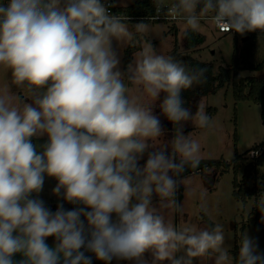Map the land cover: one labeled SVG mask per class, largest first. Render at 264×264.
<instances>
[{
	"label": "clouds",
	"instance_id": "obj_1",
	"mask_svg": "<svg viewBox=\"0 0 264 264\" xmlns=\"http://www.w3.org/2000/svg\"><path fill=\"white\" fill-rule=\"evenodd\" d=\"M109 7L103 0L0 4V66L32 101L0 94V264H93L88 253L105 264H193L205 256L214 264H264L246 232L234 259L223 225L177 228L167 219L183 214L181 185L193 195L184 173L201 164V145L184 124L212 127L204 107L193 112L182 97L207 82L208 70L158 54L146 40L122 72L113 41L135 47L150 25L140 21L130 30L128 17ZM155 12L182 19L186 37L209 13L221 31L264 33V0H175L166 7L156 0ZM129 85L153 103L130 95ZM158 100L173 125L171 152L155 143L167 131L154 112ZM45 135L38 150L32 138ZM46 176L57 181L53 194L76 207L46 206L39 198ZM199 197L207 215V192ZM252 201L264 222V192Z\"/></svg>",
	"mask_w": 264,
	"mask_h": 264
},
{
	"label": "rangeland",
	"instance_id": "obj_2",
	"mask_svg": "<svg viewBox=\"0 0 264 264\" xmlns=\"http://www.w3.org/2000/svg\"><path fill=\"white\" fill-rule=\"evenodd\" d=\"M173 0H159L162 5H169ZM118 12H122L123 7L133 4L136 0H113ZM209 13L208 16H211ZM140 22V20H130L129 28L134 30L132 25ZM150 25L148 33L144 34L140 41L131 52V63L134 59V52H138L144 41H151L156 52L165 56H169L171 49L178 43L179 49L193 57L213 63L214 73L219 74L221 66H229L235 53V43L240 51L244 45L246 34L240 35L234 32H220L212 24L210 18L201 20L199 31L206 35V40L199 45L198 49H189L185 46L184 32L187 27L185 22L180 19L175 23L178 27L177 35L175 31H170L173 21L158 20L149 21ZM113 48L120 58L119 68L122 72H126L127 65L125 63L126 51L129 45L113 41ZM264 58V33L258 32L256 38V47L251 56L253 62H258ZM240 75H256L264 78V70L240 69ZM127 83V81H126ZM130 95L140 96L141 101L145 103H153L146 96H142L137 86L129 85ZM5 91L12 96L13 103H16L15 97L19 96L25 102L31 103V98L26 93L11 83V71L0 66V94ZM25 95V96H24ZM163 94H161V100ZM160 100L156 101L154 112L160 115V119L167 130L158 141L156 146L160 144H168V151L171 152L170 141L172 139L173 125L162 114L158 107ZM198 104L202 105L207 114L212 119V127L210 129H201L195 122H187L184 124V132L191 136L192 139L201 145V159H225L232 160L236 156V152L242 154L241 166L238 171V179L243 180L244 167L247 163L254 160V155L250 148L261 141H264V123L261 117V106L248 100H237L232 83L219 86L217 91L202 96H189L185 107L196 111ZM36 145L39 146L47 141V136L35 137ZM151 150V149H150ZM257 154V153H255ZM140 161L143 164L146 160ZM190 178V187L193 195L185 196L183 185L179 189L182 197L178 201L183 204V214L170 213L167 219L171 220L177 228L186 226L201 228L209 225L207 216L213 224H221L225 233V247L229 249L230 255L235 259V246L239 244L240 233L246 232L250 237L256 239L259 243V250L264 252V226H261V213L254 212L252 208V198H248L245 202L241 198L234 196V178L235 171L233 166L227 171H221L219 167H211L204 171H197L187 175ZM249 186H256L264 192V166L258 168L255 177L246 181ZM57 181L51 177H45L43 191L39 194V198L43 199L52 211H55L58 203H63L65 209H72L75 205L62 201L53 194L52 189ZM207 192L206 207L207 215L200 209L199 193ZM154 205L158 206V198L153 197ZM54 239V238H53ZM94 259L95 256L92 253ZM180 254H178L179 256ZM145 258L151 260L150 254L146 253ZM100 261V260H99ZM105 264L104 261H100ZM111 264H135L134 261L113 259ZM162 264H168L167 261ZM193 264H214V259L208 256L194 258Z\"/></svg>",
	"mask_w": 264,
	"mask_h": 264
},
{
	"label": "trees",
	"instance_id": "obj_3",
	"mask_svg": "<svg viewBox=\"0 0 264 264\" xmlns=\"http://www.w3.org/2000/svg\"><path fill=\"white\" fill-rule=\"evenodd\" d=\"M175 2V0H173ZM155 3L156 0H136L133 4L123 7L125 14L133 16L134 18L130 20H140V21H158L150 20L146 18L155 13ZM175 31L177 35L178 27L175 22L172 23L170 31ZM258 32L246 33L244 45L240 51L237 49V44L235 43V53L232 59V64L229 66H221L218 75L214 73V66L212 62L199 60L192 55L183 53L178 46V43L171 49L169 56L175 57L177 60H182L188 68L194 67H205L207 68V82L203 84H194L192 88L184 91L182 97L185 100V105L189 96H202L211 92L217 91L219 86H224L225 84L232 83L233 92L237 100H248L259 104L261 106V117L264 123V78H260L256 75L242 76L239 73L240 69H250V70H264V58L258 62H253L251 56L256 47V38ZM185 46L189 49H198L199 45L203 44L206 40V35L201 31L190 32L186 37L184 35ZM135 47L129 46L126 51L125 63H129L131 59V52ZM32 142L35 144L36 138H32ZM249 151L256 152L254 154V160L247 163L244 167L243 180L241 182L238 179V171L241 166L242 154L236 152V156L232 160L225 159H201V164L199 168L193 170L189 169L184 175H189L190 173L197 171H204L205 169L211 167H219L221 171H227L232 166L235 171L234 178V196L236 198H241L243 201H247L248 198L255 197L258 198L263 192L260 188L256 186H249L247 180L255 177L258 168L264 166V141L255 143ZM182 197V193H177V199ZM254 212L258 215L260 212L257 208ZM210 224L213 222L205 216ZM264 226V222L261 223ZM239 244L235 246V257H238Z\"/></svg>",
	"mask_w": 264,
	"mask_h": 264
},
{
	"label": "built area",
	"instance_id": "obj_4",
	"mask_svg": "<svg viewBox=\"0 0 264 264\" xmlns=\"http://www.w3.org/2000/svg\"><path fill=\"white\" fill-rule=\"evenodd\" d=\"M8 2H9V0H0V4H4V5H6ZM103 2H106V4L110 6V7H109V11H110L112 14H123L124 16L128 17V19L134 18L133 16H130V15L125 14L124 10H122V12H118L117 9H116V7H115V4H114L113 0H103ZM172 3H173V1H172ZM172 3H171V4H172ZM169 5H170V4H169ZM164 6L166 7V6H168V5H164ZM146 18H148V19H150V20H169V21H173V22H175L176 20H180V19H175V20H173V19H170V18H166L163 14H161L158 18H156V12H155L153 15H151V16H147ZM209 18H210V16H209ZM217 30L220 31V32H224V31H221V30H219V29H217ZM225 33H226V32H225ZM255 153H256V152H253V151H252V154H253V155H254ZM56 208H57V207H56ZM56 208H55V210H56Z\"/></svg>",
	"mask_w": 264,
	"mask_h": 264
},
{
	"label": "flooded vegetation",
	"instance_id": "obj_5",
	"mask_svg": "<svg viewBox=\"0 0 264 264\" xmlns=\"http://www.w3.org/2000/svg\"><path fill=\"white\" fill-rule=\"evenodd\" d=\"M47 243L50 246H54V239L52 237L47 238ZM16 259H20L19 255H17ZM93 264H103L99 260L93 258Z\"/></svg>",
	"mask_w": 264,
	"mask_h": 264
},
{
	"label": "crops",
	"instance_id": "obj_6",
	"mask_svg": "<svg viewBox=\"0 0 264 264\" xmlns=\"http://www.w3.org/2000/svg\"><path fill=\"white\" fill-rule=\"evenodd\" d=\"M35 145H36V142H35Z\"/></svg>",
	"mask_w": 264,
	"mask_h": 264
}]
</instances>
